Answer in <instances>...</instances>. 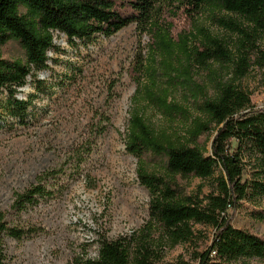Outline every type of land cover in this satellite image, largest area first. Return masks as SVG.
<instances>
[{"label": "trees", "instance_id": "obj_1", "mask_svg": "<svg viewBox=\"0 0 264 264\" xmlns=\"http://www.w3.org/2000/svg\"><path fill=\"white\" fill-rule=\"evenodd\" d=\"M179 12L191 23L195 17L210 15L219 26L240 35L234 76L229 81L211 80L214 98L194 83L190 71L233 63L232 53L222 40L202 28L174 34L168 19ZM131 24L149 42L147 56L137 54L130 66L135 95L124 144L126 152L137 160L136 175L149 196V220L129 237L100 242L97 258L87 264L264 262V240L234 228L228 216L231 207L252 194L264 197V110L253 112L250 95L234 84L255 59V38L264 30V0H0V48L14 42L24 54V61L7 60L0 54V90L6 92L2 114L25 123L30 101L16 95L28 77L33 78L34 90L42 92L37 74L49 70L48 53L57 49L55 32L74 45L95 36L110 38ZM172 91H183L186 101L195 105L204 119L192 117L189 109L172 102ZM141 101L169 119L187 123L185 137L154 131L138 109ZM203 136H212L210 155L205 145H199ZM246 146L257 154L260 170L253 179L241 182ZM148 163L158 171L149 170ZM218 167L222 173L214 180L215 188L204 196L200 188L198 193L188 194L181 184L210 180ZM48 194L45 186L37 184L15 196L11 211L20 215ZM8 215L0 212V264H13L3 240H19L24 235L21 228L8 226ZM196 225L211 228V238L205 240ZM179 246L188 248L189 258L180 255L165 262L166 252Z\"/></svg>", "mask_w": 264, "mask_h": 264}, {"label": "rangeland", "instance_id": "obj_2", "mask_svg": "<svg viewBox=\"0 0 264 264\" xmlns=\"http://www.w3.org/2000/svg\"><path fill=\"white\" fill-rule=\"evenodd\" d=\"M168 20L174 34L202 28L231 51L233 63L190 71L194 83L214 98L211 80L229 81L234 76L240 35L219 26L207 14L193 18L192 23L182 12ZM241 27L250 31L246 24ZM53 36L57 49L48 53L49 70L37 74L42 92L34 90L33 78L28 77L16 95L30 101L25 123L19 124L0 110V212L9 214V227L24 232L19 240H3L13 264H87L97 258L100 242L129 237L149 220V196L139 184L137 160L126 152L124 144L135 95L130 66L137 54L147 56L148 37L139 35L134 24L110 38L95 36L74 45L57 32ZM0 54L7 60L24 61L22 49L14 42L0 48ZM253 54L246 75L234 84L250 95L252 111L258 112L264 110V30L257 33ZM183 94L172 91V102L189 109L192 117L204 119ZM5 98L6 92L0 90V106ZM138 109L154 131L185 137L188 124L181 119H169L144 101L138 103ZM211 141L212 136L199 140L207 155ZM231 146L235 148V143ZM244 148L241 182L253 179L260 170L257 154L249 146ZM147 168L158 171L152 163ZM221 173L218 167L210 180L181 184L188 194H196L200 188L204 196L215 188L214 180ZM37 184L45 186L47 197L14 215L15 196ZM228 216L234 228L264 240V197L252 194L231 207ZM195 230L205 240L213 233L199 225ZM189 252L179 246L167 251L164 261L173 262L180 255L188 259ZM234 264L264 262L241 259Z\"/></svg>", "mask_w": 264, "mask_h": 264}]
</instances>
